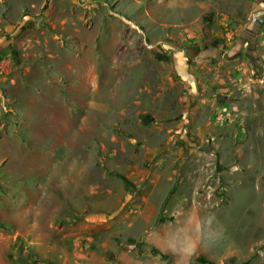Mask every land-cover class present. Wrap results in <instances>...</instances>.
<instances>
[{
    "label": "rangeland",
    "instance_id": "374dc122",
    "mask_svg": "<svg viewBox=\"0 0 264 264\" xmlns=\"http://www.w3.org/2000/svg\"><path fill=\"white\" fill-rule=\"evenodd\" d=\"M199 257L264 264V0H0V263Z\"/></svg>",
    "mask_w": 264,
    "mask_h": 264
},
{
    "label": "trees",
    "instance_id": "16d2710c",
    "mask_svg": "<svg viewBox=\"0 0 264 264\" xmlns=\"http://www.w3.org/2000/svg\"><path fill=\"white\" fill-rule=\"evenodd\" d=\"M132 242V241H131ZM197 261L200 263V264H214L213 262L205 259L204 257H199L197 259ZM245 264V263H244Z\"/></svg>",
    "mask_w": 264,
    "mask_h": 264
},
{
    "label": "crops",
    "instance_id": "0c3cea01",
    "mask_svg": "<svg viewBox=\"0 0 264 264\" xmlns=\"http://www.w3.org/2000/svg\"><path fill=\"white\" fill-rule=\"evenodd\" d=\"M0 264H5V263H0Z\"/></svg>",
    "mask_w": 264,
    "mask_h": 264
}]
</instances>
